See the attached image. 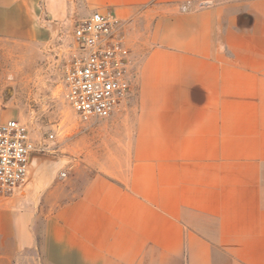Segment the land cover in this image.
Listing matches in <instances>:
<instances>
[{
  "label": "crops",
  "instance_id": "crops-1",
  "mask_svg": "<svg viewBox=\"0 0 264 264\" xmlns=\"http://www.w3.org/2000/svg\"><path fill=\"white\" fill-rule=\"evenodd\" d=\"M95 12L133 92L0 198V264H264V0H0V51Z\"/></svg>",
  "mask_w": 264,
  "mask_h": 264
},
{
  "label": "built area",
  "instance_id": "built-area-1",
  "mask_svg": "<svg viewBox=\"0 0 264 264\" xmlns=\"http://www.w3.org/2000/svg\"><path fill=\"white\" fill-rule=\"evenodd\" d=\"M74 39L79 52L66 72L67 100L80 120H105L133 92L125 24L112 13L95 12L78 20ZM50 149L36 145L20 122L1 123L0 198L19 192L28 182L31 160Z\"/></svg>",
  "mask_w": 264,
  "mask_h": 264
},
{
  "label": "rangeland",
  "instance_id": "rangeland-1",
  "mask_svg": "<svg viewBox=\"0 0 264 264\" xmlns=\"http://www.w3.org/2000/svg\"><path fill=\"white\" fill-rule=\"evenodd\" d=\"M78 19L65 24L44 49L6 45L0 51V124L20 122L36 145L55 148L49 157L64 156L84 124L67 100L66 72L79 50L74 39ZM53 136V139L50 137Z\"/></svg>",
  "mask_w": 264,
  "mask_h": 264
}]
</instances>
